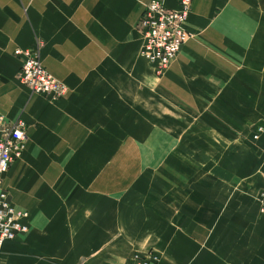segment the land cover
Instances as JSON below:
<instances>
[{
  "label": "crops",
  "instance_id": "obj_1",
  "mask_svg": "<svg viewBox=\"0 0 264 264\" xmlns=\"http://www.w3.org/2000/svg\"><path fill=\"white\" fill-rule=\"evenodd\" d=\"M148 1L0 0V114L28 123L3 179L28 230L0 264H264V0H191L161 75L140 53ZM37 42L62 95L18 78Z\"/></svg>",
  "mask_w": 264,
  "mask_h": 264
},
{
  "label": "built area",
  "instance_id": "obj_2",
  "mask_svg": "<svg viewBox=\"0 0 264 264\" xmlns=\"http://www.w3.org/2000/svg\"><path fill=\"white\" fill-rule=\"evenodd\" d=\"M191 0H181L178 7L170 8L163 0H149L140 14L136 27L141 35L140 53L155 67L159 75L169 66L182 46L192 37L187 27ZM37 42L28 49L17 48L15 53L22 57L18 73L20 81L33 92L46 95H62L66 85L53 76L39 57ZM27 121L19 116L10 119L0 114V249L4 243L28 230L25 219L28 212L16 208L9 192L3 187V179L10 165L22 156L27 139ZM264 135V122L251 127L253 140ZM259 211L264 215V188L259 197ZM160 256L153 250L135 253L124 264H158Z\"/></svg>",
  "mask_w": 264,
  "mask_h": 264
}]
</instances>
